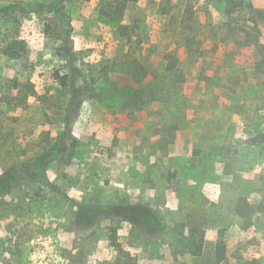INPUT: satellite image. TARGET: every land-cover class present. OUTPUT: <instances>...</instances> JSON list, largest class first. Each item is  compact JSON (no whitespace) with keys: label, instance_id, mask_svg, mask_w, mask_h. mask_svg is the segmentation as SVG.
Listing matches in <instances>:
<instances>
[{"label":"rangeland","instance_id":"374dc122","mask_svg":"<svg viewBox=\"0 0 264 264\" xmlns=\"http://www.w3.org/2000/svg\"><path fill=\"white\" fill-rule=\"evenodd\" d=\"M121 1L0 0V163L70 145L48 182L0 199V264H218L221 233V264H264V52L221 61L261 3L138 0L120 13ZM163 9L198 17L201 59L183 66L178 108L132 107L131 86L149 90L165 66Z\"/></svg>","mask_w":264,"mask_h":264},{"label":"trees","instance_id":"16d2710c","mask_svg":"<svg viewBox=\"0 0 264 264\" xmlns=\"http://www.w3.org/2000/svg\"><path fill=\"white\" fill-rule=\"evenodd\" d=\"M138 0H123L120 2L119 11L122 13L127 4L130 2H136ZM261 4L258 7H254L252 2L250 4V11L252 14L257 15V19L253 20L252 29L241 30L237 37L233 33L228 35L224 40V56L221 58L223 60L222 64L225 65L227 69H230L232 66V61L235 53V49L242 46L257 48L260 50V53L264 52V0H258ZM236 4L239 7V10L243 7L244 2ZM236 6H234L235 8ZM161 16H166L171 19L172 25L175 27L172 29L168 41H166V49L162 55V59L165 62V66H157L151 70V75L154 78V83H150L146 88L149 90H144V87H135L131 86L132 89L127 95L129 98L128 105L136 106L138 104L147 105L150 103L157 104H171L172 102L176 104V108L180 106L179 99L176 98V101L173 98L170 99V95L173 91L179 89V85L186 82V75L183 73V66L187 60H192L195 64H198L200 61L199 50L200 46L203 44L202 32L203 28L200 27V21L198 17L194 18H185V16L174 17L169 15L165 9H163ZM132 26H124L123 29H131ZM210 42L217 44V39H210ZM64 47L66 55L71 59L75 60L74 53V44L71 37L67 36L64 38ZM171 75L170 77H168ZM170 78L173 84L168 86L163 78ZM61 80V85L64 87L68 86L67 75H59ZM169 81V80H168ZM129 88H127L128 91ZM262 89V93H263ZM150 94L151 100L145 96V94ZM125 95L127 92L124 93ZM68 133L69 137L72 136L71 130L72 127L68 121ZM70 131V132H69ZM35 141H32V145ZM37 145V144H36ZM34 145L33 147H35ZM70 145L66 139L56 140L52 147L45 148L41 153H36L31 155L30 161L21 162L13 160L10 165H5V163H0V199L11 194L14 190L19 188L22 185L39 183L44 184L48 182L47 178H52V171L54 165L52 164V159L57 156L61 149L69 150ZM2 146H0V151ZM33 154V152L31 153ZM196 155H199V151L196 150ZM47 160V161H46ZM56 191L58 187L55 188ZM140 227H143L140 224ZM205 237L201 236L199 243H197L192 254L194 256H199L204 251ZM217 263L221 264L226 260L227 257V244L226 239L223 233L220 234L217 243L216 249ZM249 264V263H246Z\"/></svg>","mask_w":264,"mask_h":264}]
</instances>
